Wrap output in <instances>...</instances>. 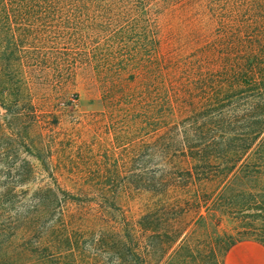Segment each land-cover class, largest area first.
<instances>
[{"label": "rangeland", "instance_id": "rangeland-1", "mask_svg": "<svg viewBox=\"0 0 264 264\" xmlns=\"http://www.w3.org/2000/svg\"><path fill=\"white\" fill-rule=\"evenodd\" d=\"M259 13L264 0H0V206L22 219L39 186H107L125 189L120 202L136 216L152 194L126 175L155 160L158 58L206 56L205 44L248 31ZM251 184L171 191L202 200L203 218L186 229L203 258L168 250L157 264H221L231 239L264 244V203L248 194ZM78 215L70 232L78 257L111 264L109 221ZM23 228L6 250L44 264L22 250L37 235Z\"/></svg>", "mask_w": 264, "mask_h": 264}, {"label": "trees", "instance_id": "trees-1", "mask_svg": "<svg viewBox=\"0 0 264 264\" xmlns=\"http://www.w3.org/2000/svg\"><path fill=\"white\" fill-rule=\"evenodd\" d=\"M205 48L206 56L158 58L155 160L152 168L126 175L132 188L152 194L136 216L120 202L122 188L39 186L32 190L29 217L16 218L0 206V264H33L6 250L9 239L23 227L26 233L37 232L34 245L22 247L26 255L36 254L44 264H89L96 253L82 260L70 240L77 227L72 224L75 214L105 216L109 221L114 235L106 245L113 255L111 264H157L168 250H182L190 259L194 254L203 258V245L198 250L186 229L191 221L203 218L202 200L171 196V191L184 192L196 181L221 183L225 188L252 182L248 194L264 203V13L257 15L248 31L221 35ZM149 144L145 143V155ZM42 214L46 218L39 221ZM185 217L179 229L177 222ZM237 240L225 244L222 260ZM207 250L214 255L211 246Z\"/></svg>", "mask_w": 264, "mask_h": 264}, {"label": "crops", "instance_id": "crops-1", "mask_svg": "<svg viewBox=\"0 0 264 264\" xmlns=\"http://www.w3.org/2000/svg\"><path fill=\"white\" fill-rule=\"evenodd\" d=\"M222 264H264V244L252 238L239 239L225 251Z\"/></svg>", "mask_w": 264, "mask_h": 264}]
</instances>
